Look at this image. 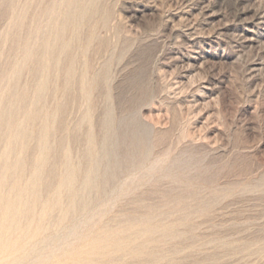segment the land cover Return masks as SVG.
<instances>
[{"label": "rangeland", "instance_id": "1", "mask_svg": "<svg viewBox=\"0 0 264 264\" xmlns=\"http://www.w3.org/2000/svg\"><path fill=\"white\" fill-rule=\"evenodd\" d=\"M10 1L0 0L1 91L11 84V69L23 63L25 40L32 36L37 49L47 12L54 8L50 17L61 19L64 5ZM84 16L65 32L69 44L60 52L59 75L40 117L29 125L25 170L34 160L44 115L55 109L60 112L52 133L50 181L42 189L48 199L62 175L65 150L82 174L107 131L105 122L112 138L125 142L130 135L123 134V118L133 117L130 126L144 124L149 132L145 140L138 132L135 147L143 154L118 172L112 191L94 195L89 222L67 240L54 241L57 253L48 264L77 258L86 234L103 233L106 223L121 240L140 231L129 243H142L145 215L156 230L178 233L148 240L144 255L115 252L124 264H146L149 252L163 256L147 264H264V0H93ZM69 67L71 77L64 80ZM29 70L21 69L18 77L26 108L35 87ZM59 212L48 211L47 232L32 242L65 233L72 219L55 227Z\"/></svg>", "mask_w": 264, "mask_h": 264}, {"label": "bare ground", "instance_id": "2", "mask_svg": "<svg viewBox=\"0 0 264 264\" xmlns=\"http://www.w3.org/2000/svg\"><path fill=\"white\" fill-rule=\"evenodd\" d=\"M92 1L93 0H62V3L64 5H62L63 7L61 8L62 9L61 19H56L53 16L50 17L53 14L52 11H55L56 9L53 8L51 12H47L48 15L50 14L49 19L47 20V27H46L47 29H45L40 34H37L39 35L38 40H36L38 43V48L36 47L37 49H34V47H32V42L29 39L32 36L31 37L28 36L29 38L25 40L22 46L21 53L23 56V61L22 60L21 61L23 63L18 68L11 69V71L12 70L13 71L11 72L9 76L11 84L8 87V89H6L5 91L0 90V264H48V261L50 260V258L56 255L57 253L56 252L57 248L53 244L54 241L67 240L71 235H75L77 233V230L80 226L88 223L90 220V216H88L87 213L89 212L91 206H93V203L95 202L94 195H97V194L106 195L110 191H112L111 189L113 188V180L116 178L118 172L123 167H126L128 165H133V163L137 159L136 157L139 155L137 154L138 152L143 154V151L140 152L138 151L139 149L135 147L139 144V142L137 141L138 140L137 134L140 131L141 133L140 136L142 135L145 140V138L148 135L149 128L144 124H140L139 125L140 127L136 129L135 125H131V126L129 125L132 122V119H134L133 117L126 118V119L123 118L120 125L123 129L122 131H124L123 134L130 135L129 142L128 141L125 142L124 139L121 141L120 137H118L117 139H114L112 138L113 137L112 127L110 126V122L107 121L108 116L110 115V111L108 110L104 117V120L108 122V123L105 122L107 131L106 133H104V136L100 142L98 150L97 151L94 150V152L91 153L89 166L86 169H84L81 174V171H80L81 168L79 170L76 166L72 164L71 162L72 160H70L71 151L69 152L68 150H65V161L63 163L62 175L60 176L58 180L56 189L52 197H50L49 199L46 198L44 196L45 194L43 195L42 193L43 192L42 189L45 186V184L48 181H50L48 178L50 176L49 175L50 167H52L50 166V158L52 156L53 146H55V145H52V139H53L52 136L54 135L52 133L55 128V124L58 118V113L60 112L58 111V109H55L54 111L48 112L44 115L43 124L40 130V133L38 135L37 142H36V147H35L36 153L34 155L35 156L34 160L31 164L29 163L28 168L25 170L26 145H27L26 140L30 135L29 125L32 124V122L35 119L40 117L41 110L44 105V100L45 98L49 97V96L48 97L46 96L49 94L50 84L52 80L54 79V77L59 75V73L57 74V70H58V65L60 62V52L63 48H65L69 44V39H66L65 32L68 33L69 32L68 29H71V27L74 26L76 22L78 23V21L82 17H85L84 15L86 14L89 8V5H91ZM213 1H218V0H213ZM13 11H15V9ZM44 12L46 13V11ZM34 23L35 24L33 25L36 27V22ZM39 30L40 28L37 27L35 32L38 33ZM69 34L70 32L68 33V35ZM73 36L74 35H72V37ZM5 41H6V38H5ZM23 68L24 69L29 68L31 72L33 73L32 75H34V80H35V87H34L32 99L30 100V103L27 106V108L25 105L28 99L27 95L23 91H21V89L18 86V83H19L18 77L20 75L21 69ZM30 70H29V74H30ZM71 73L72 71L70 67L66 69L64 80H68L71 77ZM86 116L90 117L88 115ZM89 119H88V122H89ZM104 131H105V128H104ZM91 133H92V130H91ZM257 182L259 183V181ZM261 183L263 182L261 181ZM205 203L207 206V202ZM209 206L210 205H208V207ZM54 207H58L60 210L59 212L60 214H58L57 218L55 217V220L53 223L55 227L61 226L65 222V220H67L68 218L72 219L71 220L72 224L70 226L68 225L69 227H67V230L65 231V233H62V234L49 233L41 237L39 240L32 242L33 238L35 239L38 238L43 232H45L48 229V224L46 223L45 218H46L48 211ZM49 213H51V211ZM153 215L156 216L155 218H157V215L159 214L156 215L154 213ZM155 218L153 219L155 220ZM185 218L187 217L185 216ZM151 219L152 217H150L149 215L143 216L142 221L145 222L146 225H144L143 231L141 232L146 237V239L145 240L143 239L144 241L142 243L139 242L140 244L137 243L138 245H130L129 240L137 236L140 231L130 234L124 240H121V238H119L116 235V233L113 234L109 231L110 227L106 223L105 225L106 231H104L103 233L93 234L91 236L90 234H86L85 237H88L89 239L87 243L85 244L84 248H82L81 246L82 249H79L78 251H76L77 258L70 260V261H65V262L62 260L60 261L58 260L55 264H124L122 263L124 260L121 262L122 254L120 256H115L114 255L115 252L121 253L124 251L123 253L125 254L127 253L134 254V253H137L138 251L140 252L141 250L143 252L144 249H148V247H146L148 240L154 239L155 237L174 236L178 233L177 230H175L174 228L164 227V228H161V230H156L152 225H150ZM128 223H132V222H128ZM181 235L182 234H180L179 236ZM74 237L77 238V236H74ZM71 251L73 250L71 249ZM67 254H69V252H64L63 256ZM142 255H144V252ZM147 255L148 256L145 260L146 264L148 261H152L153 259H158L163 256L162 254L152 253V252H149Z\"/></svg>", "mask_w": 264, "mask_h": 264}]
</instances>
